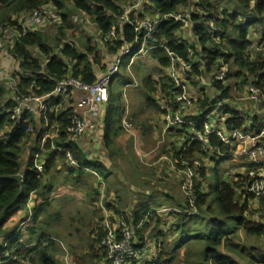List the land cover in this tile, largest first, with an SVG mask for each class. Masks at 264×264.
<instances>
[{
  "label": "trees",
  "instance_id": "obj_1",
  "mask_svg": "<svg viewBox=\"0 0 264 264\" xmlns=\"http://www.w3.org/2000/svg\"><path fill=\"white\" fill-rule=\"evenodd\" d=\"M228 1L235 7L234 10L219 11L216 8L217 5L215 6L210 0H202L198 4L203 10L201 12L208 13V19L220 28L219 41L213 44L202 27L203 23L198 24L197 18L193 19L196 22V24L193 23V35L198 37L201 53L205 55V72L202 74L217 72L224 64H230L228 77H241L243 83H256L264 90V58L259 57L252 61L250 55L245 52L250 44L247 24H261L264 21V0ZM195 2L196 0H144L142 3L145 10L135 18L133 14L138 7L134 6L139 4V0H0V32L9 29L21 33L22 17L47 6L55 8L59 15L58 22L49 23L42 28L27 30L25 34L13 41L11 46L6 44L13 68L11 74L18 78L17 93L40 97L51 92L59 80L68 76L90 85L100 77L96 76V69L102 72L101 74L105 72L109 62L105 66H103L104 62L101 64L102 56L97 52L91 39L86 38L85 44L81 46L79 40L71 36V32L64 31L73 28V24L68 19L69 7L87 15L103 36L107 35L111 29H115L116 39L106 43L108 51L113 53L118 51L122 44L134 41L137 35L134 26L129 22L121 23L118 20L128 8H132L128 16L133 23L136 19L140 21L148 18L145 16L147 14L166 15L185 11ZM245 15L251 16V20L239 24L240 19L238 18ZM198 19L204 22L201 18ZM180 26L179 22L167 19L156 27L155 36L157 39L165 40L168 48L186 58L188 49L193 48L194 44L190 46V44L178 43L175 33L180 30ZM48 29L54 31H48ZM207 42L210 47L205 46ZM150 56L156 59L162 67H167L168 59L162 49L152 50ZM194 71L197 72L196 69ZM144 82L145 86H148V92H155L150 77L145 78ZM191 83L195 84V82ZM121 84H125V81ZM213 87L223 90L216 100L226 98L228 87L223 88L220 82H215ZM162 88L166 92L168 86L165 85ZM110 91L109 87L108 101L116 105L107 111L105 109L103 118L105 131L103 140L108 149L112 143L111 136L115 135L112 128L120 122L117 96L111 95ZM213 102L215 100L210 102L208 97H205L201 101L200 108L204 109ZM15 105L13 95L3 84H0V264H57L54 259L56 238L42 229V226L49 228L50 224L48 226L46 222L52 218L49 214L43 218L46 208L50 205L49 194L53 191L51 184L43 185L44 176L56 168L58 162L65 167L67 173L65 181L72 182L75 187L83 183L85 173L80 170L81 167L94 169L96 171L94 172L103 178L108 177L110 173L101 163L87 161L85 155L72 143L67 132L71 124L69 116L74 112L70 99L68 102L59 103L58 99L55 101L51 98L50 104L41 115L23 112L13 120L10 116L13 114ZM225 107L226 105H224L226 111ZM192 118V115L188 117L189 120ZM227 124L242 128L243 121L231 118L228 119ZM184 130L178 132L180 135L182 133L188 136V131ZM49 131L53 137L47 138L41 146L39 165L34 164V152L32 151L26 159H22L21 155L25 152L27 142L31 140L34 150L40 145L44 134ZM185 141L186 138H184L181 149L177 151L181 153L184 150L183 157L190 156L192 151H200V143H191L186 149L185 145L188 144H185ZM210 144L217 148V152H229V149L215 137L210 139ZM68 155L77 163V167H68ZM190 164L192 165L191 162ZM15 174L22 175L20 184L10 178ZM196 177L194 178V190L197 208L192 210L188 206L184 213H177L180 231L176 237V247H173L171 252L162 250V246L159 247L160 251L155 254L158 255L149 256L148 263L170 264L175 255L174 252L178 253L180 249H183V260L187 264H264V201L257 200L255 208L250 206L252 196L244 195L243 191L240 192L243 181L220 180L216 185L209 184V192L204 193L202 190L204 172L200 170L199 180L197 178L195 181ZM31 194L42 196V201L35 203V200H31ZM30 201L33 202V209L28 218L31 225L21 228L22 223L13 222L12 218L25 209L27 202L29 204ZM213 204L216 213L210 211ZM148 210L142 205L130 217L123 218V214L119 211H115L118 216L111 213L108 217L112 225L119 220H125L134 228L139 222H143V226L147 224L148 219L151 218ZM27 215L23 220L27 218ZM56 217L54 221L58 222L60 215L57 214ZM39 219H41L42 226L39 225ZM73 219L69 217V226H72ZM103 219L100 217V222L97 223L100 227H93L97 224L92 222L88 224L87 230L90 237L92 232L96 234L92 235L88 249L94 257L97 256V252H102L99 256L108 264L106 251L99 245L104 235L101 227ZM187 220L189 224H186ZM240 228L247 235L260 239L262 246L247 247L235 243L231 237L238 236ZM140 230V227L136 229L132 242V247L140 251L135 258H128L124 264L145 257L147 250L143 247ZM25 235L26 238H24ZM120 238L121 235L117 232L116 239ZM158 238L157 236L156 239ZM178 245H180L179 248ZM238 258H242L244 262L239 261Z\"/></svg>",
  "mask_w": 264,
  "mask_h": 264
},
{
  "label": "built area",
  "instance_id": "obj_2",
  "mask_svg": "<svg viewBox=\"0 0 264 264\" xmlns=\"http://www.w3.org/2000/svg\"><path fill=\"white\" fill-rule=\"evenodd\" d=\"M202 0H196L194 5L186 9L184 12H173L166 15H160L155 19L145 18L138 22H131L129 13L132 8H128L124 14L119 17V22L130 23L134 26V30L137 33L134 41L130 43H124L120 46L119 50L111 53V57L107 68L103 74L100 75L98 80L93 84H85L78 79L68 76L57 82L55 88L40 97L22 95L17 93L18 78L12 74L2 78L4 86L13 95L16 105L13 108V114L10 116L15 120L18 115L23 112L33 113L34 115H41L44 113L50 99L55 101L58 99L59 103L68 102L73 103V110L70 119V126L67 128L70 139L82 136L88 128V122L85 118L75 110V106L84 110V113L89 118H95L102 122L104 118V105L108 101L109 87L111 81L119 72L120 66L127 55H146L154 49H162L165 53V57L168 59V64L165 71L166 79L165 85L168 86L165 92V97L161 100L158 99L160 109L164 112V119L166 121L167 128H174L176 130L188 131V136H185L187 143L191 144L198 142L201 144V150L203 152H217V148L211 146L210 139L215 137L218 141L236 150L240 157L246 161V170L243 178V186L240 191H243L244 195L252 196V201L263 200L264 201V124L256 130L243 131L238 128H220L219 125H224L230 117L225 113L224 105L225 99L216 100L222 93V89H215L213 84L220 82L223 88L227 87L225 83L228 73L229 65L224 64L219 71L204 75L207 79L203 78L205 72L204 61L205 55L199 47L198 37L194 35L197 43L193 45V48L188 49V55L186 58L175 53L165 43L163 39H157L155 36L156 27L166 21L167 19H173L181 24L178 34L180 35L178 43L188 45L184 38L186 33L193 35V21L197 18V23H203L206 35L211 38L213 44L218 43L220 28L212 21L208 19V13L201 12L198 6ZM138 3L134 7H138ZM203 15V16H202ZM28 18L22 17V32H14L9 29H4L0 32V66L1 59L3 60L7 55L6 44L12 45L13 41L25 34L27 30L42 28L49 23H55L59 20V15L55 8L47 6L46 8L35 10L27 15ZM202 21L201 22L200 19ZM208 19V20H207ZM259 29H255L252 34L249 35L250 44L246 48L245 52L250 55L252 61L257 60L259 57L264 58V22L258 24ZM116 39L115 29L104 36L105 42H110ZM191 46V45H190ZM189 46V47H190ZM205 46L210 47L207 42ZM255 54V55H254ZM254 56V57H252ZM197 70V72L194 71ZM192 75L201 84L209 87L198 88L200 92L195 95L191 92L192 81H188V75ZM244 85V89L237 92L238 101H244L246 99L264 108V90L259 88L256 83L244 84L237 82L236 85ZM169 90V91H168ZM211 92L208 99L210 102L215 100L211 105L200 108V102L206 97L205 93ZM244 92V95H242ZM15 94V96H14ZM242 95V96H241ZM72 97H76V102L72 101ZM236 108V107H235ZM194 110L192 114L191 111ZM192 115V119L188 117ZM262 122L261 120H259ZM124 126L129 127V122L124 121ZM46 126V122H45ZM200 127V129H198ZM51 132H46L40 141V148L44 141L53 137ZM185 135V134H184ZM54 147V146H53ZM41 151L36 152L35 157L40 155ZM69 163L68 167L75 168L77 163L68 155ZM189 168H193L192 172L187 169L185 172V180L183 188L186 194L189 196L188 203L191 207L195 208V190L193 186V180L197 175V165L192 162V165L188 161H183ZM188 162V163H187ZM39 165V164H35ZM40 168V166H38ZM196 170V171H195ZM181 184V182H180ZM258 218V216H256ZM143 222H139L136 227H131L129 222L125 220H119L112 225L108 216H105L102 220V230L104 232L103 237L99 241L100 247H103L106 251L108 264H124L128 258H135L140 250L132 247V242L136 235V229L141 228ZM117 232L121 235V238L116 239ZM160 244V242H159ZM158 249H154L153 256Z\"/></svg>",
  "mask_w": 264,
  "mask_h": 264
},
{
  "label": "crops",
  "instance_id": "obj_3",
  "mask_svg": "<svg viewBox=\"0 0 264 264\" xmlns=\"http://www.w3.org/2000/svg\"><path fill=\"white\" fill-rule=\"evenodd\" d=\"M221 10H225L223 8H220ZM144 6L142 1H139V5H138V9L137 11L134 12L133 16L136 15L135 18H137L139 15H141L144 11ZM182 11V10H181ZM184 12V10L182 11ZM148 18H152L155 19L157 17H159L160 15L156 14V15H145ZM74 21L80 22V23H85L86 21L89 24V27L87 28H82V30H84L87 34V36L82 35L81 36V40H79V45L83 46L85 44V40L87 39H91V42H93V44L96 47L97 52L102 56L101 59V64L104 62L103 66H105L111 57V52L108 51V45L106 44L107 42L104 41V36L101 34V32L96 28V26L89 20V18L87 17V15H85L82 12H77L76 15L73 16ZM139 20L136 19L135 22H138ZM264 22V21H263ZM245 22H243L240 19L239 24H243ZM81 30V29H80ZM79 31V30H78ZM175 37L179 38L180 35L176 32L175 33ZM184 38L186 39L187 44H195L197 43L194 35H192L191 33H186ZM128 56V55H127ZM125 56V57H127ZM131 56V55H130ZM145 56H149L148 54L146 55H135V56H131L129 57V60L124 63L125 65L123 66V71L121 72L122 68L120 69V72L116 75L119 77L120 82L125 81V84H121V91H113L114 90V85L111 88V95H115L117 96V106H119L120 108V122L117 123L112 129H113V134H115L114 136H111L112 139V143L110 146V149H108L107 147H105L104 145V140H103V134H105L104 131V124L102 120V122L100 123V120L95 119V118H91V117H87L86 114L84 113V110L81 108H78L75 106V110L80 114L81 117L85 118V120L89 123L87 130L85 131V133L77 138H72L71 141L74 145H76L78 147V149L85 155V158H87V161L89 162H99L103 165L104 169L109 172V176L108 177H102L97 175L95 172V170H91L85 168V167H81V171L85 173L84 175V179H83V184L86 188V190L88 191V196L89 197H95L96 199L97 197L99 198V200L97 201V206L99 207V213L102 215L101 219H103L105 216H108L111 213H115V211H119L117 205H120V201H121V197L118 196L116 193H118L119 195H122V192L120 191V188H125V193L126 194H131L134 192V189L140 187V185L137 183L139 180H142L144 178V174L141 172L143 166L136 162L132 165H125L122 166L121 169L118 168L116 173L114 170L117 168V165H119L118 159H122L124 157V155L126 154V157L128 155H133L135 157V159L138 161V157L134 152L133 149V145L131 146V142L133 140L136 141L138 138V141L142 142L143 136L145 133H150V131L148 130V127L146 125H137L136 128L138 129L137 131L134 130V132L129 130V127L126 128L123 124V122L129 121V117L132 114H137L138 113V108L139 106H141L142 111L140 113H150L149 110H151L152 112L156 113L158 116H160L163 124L162 127H160L161 129V135L160 138H162L165 142V144H167L166 147H164L165 144L160 145V153H163L165 150H168L166 154H162L160 155L158 158H163V156H168L169 152L171 151L172 147L177 145V141L180 142V138H176L177 135H179L177 132L179 130L172 128H167L166 125V121L164 119V112L162 113V110L160 109V106L158 104V99L161 100L165 97V91L164 88H162V86H165V75L162 77L157 78V73L159 72V70L156 68L152 67V70L150 68H148L149 66H151L152 62L148 61ZM124 57V58H125ZM151 57V56H150ZM156 60V59H155ZM157 61V60H156ZM148 62L149 65L146 63ZM158 62V61H157ZM155 63V62H154ZM158 67H161L162 70H164L162 67V65L155 63ZM133 70H135V74H133ZM96 76H100V74L102 72H99L98 69H96ZM150 77L151 83L153 84V87H155V92L150 93L148 92V86H145V78ZM115 78V77H114ZM115 78V80H116ZM161 78V80H160ZM235 78V77H233ZM235 79H240L241 82V77L240 78H235ZM127 80H130V82H126ZM162 83H164L162 85ZM245 83V82H244ZM248 84V83H245ZM227 96L226 98H224L226 100V111H224L225 113L229 114V119L231 118H235V119H240L243 121V126L242 128H238L240 130L243 131H251V130H256L258 129L261 125L264 124V122H260L259 121V116L257 115L258 112H260L262 110V107L257 105L256 103L253 104V102H251L250 100L246 99L244 101H238L237 96L234 97L232 95L231 90H227ZM243 91L242 95H244ZM208 94H211V92H209ZM238 95V94H237ZM241 95V96H242ZM208 97H210V95H207ZM72 101L76 102V97H72ZM201 103V102H200ZM71 105L73 106V103H71ZM116 105V103H111V102H107L105 104V106L103 107L104 110L106 109V111L109 108H114V106ZM158 105V106H157ZM236 107V108H235ZM105 113V111H104ZM36 117V116H35ZM161 122V123H162ZM228 120L224 122V125H219L220 128H237L234 127L233 125H228L227 124ZM149 124L152 125V128H154L156 126V123L149 121ZM151 128V127H150ZM156 128V127H155ZM154 128V129H155ZM157 129V128H156ZM129 130V131H128ZM153 136H156L155 133H151ZM140 135V138H139ZM121 137V138H120ZM133 137V138H130ZM158 137V136H156ZM178 137V136H177ZM122 138H125V141L122 142ZM174 143L173 146H170V143ZM137 143V141H136ZM195 143V142H194ZM40 146V145H39ZM226 146V145H224ZM136 147L139 150L140 149L137 144ZM227 149H229V152H209V153H205L200 149V156H198V158H196L195 160L192 159V162L194 164H196L198 167L197 168H202L201 166L202 163L199 161V159L201 158V156H205L207 158V160L209 161L208 163H205V167L206 170H208L207 168L213 167L212 166V162H214L215 160H219L222 158H228V163L225 167V171H224V180H229L227 179L231 173H230V169L232 167H236L237 168V172H235L233 174V180L230 181H237L238 179H241L243 181L244 178V174H245V170H246V161L244 158L240 157L239 154L237 153L236 150L231 149L230 147L226 146ZM41 151V148H40ZM143 152H145L146 150H142ZM202 151V152H201ZM36 152V151H35ZM196 153V152H194ZM157 161V160H156ZM163 161V160H162ZM165 164V168L164 171L161 169V166H163V164H160V166H158L156 164V168L153 170V174H151V179L148 180L147 185L150 186L151 188H149L148 190H145V194L148 195V198L145 200H140L138 202V205H144L145 208H148L149 213L151 214V218L155 217L156 220H154V224L152 225V227L149 229V231L147 232L146 236L143 233H141V230L144 228V226L142 225V227L140 228V235L143 238V247H150L151 246V250H147V252H145L144 256L145 257H141V258H137L136 261L134 262H129L127 264H149L148 261L149 260V256L152 257L153 255V251L154 249L158 248V252L160 251V246L159 243L157 242V236L156 234H164L163 236L167 235L163 232H168V224L171 223V228L173 231V235H167L170 238H174V243L171 247V249H173V247H175V242L177 241L176 237H178V233H179V226L178 224H180V222L178 221L177 216L173 215V213H180L179 207L176 203V201L179 199L177 196L173 195L172 193H170L168 191V188H165V185H162L160 183H165L167 181V165L168 163H166L165 161H163ZM154 164V163H153ZM262 166L264 167V162H262ZM123 168L126 169H130L131 170V177H125L124 179L123 174L121 173V170H124ZM169 168V167H168ZM139 169V170H138ZM95 171V172H94ZM204 172H206L205 170H203ZM67 174V173H66ZM118 175V177L122 178V185L119 184L120 181L117 182V177L115 175ZM207 174V172H206ZM88 175H90L88 177ZM132 178V179H131ZM148 178V177H147ZM208 178V176H206V179ZM87 179H92V182L90 183V187L87 188L86 187V183L85 181ZM211 179V178H209ZM115 180V187L113 188L112 191H108V189L106 188V184H110L111 182H113ZM147 180V179H146ZM144 180V182L146 181ZM212 180V179H211ZM180 181V179H179ZM82 184V183H81ZM180 184V183H179ZM211 185V183H209ZM208 184V185H209ZM158 185V188H156V186ZM180 187V186H179ZM130 189V193L128 192V190ZM154 190H158L159 192H153ZM202 190H203V185H202ZM241 190V188H240ZM205 192V191H204ZM241 192V191H240ZM161 193L163 195L164 193V199L161 202V200H157V195ZM32 198L31 200L34 201L33 199V195L35 194H31ZM115 196H117L118 198H115ZM123 196V195H122ZM95 199V201H96ZM132 199V197L129 199ZM117 200H119V202L115 203ZM32 201L29 202V204H31L32 206ZM95 201H93V205L95 203ZM256 202V201H254ZM132 204H136L135 201L132 202ZM166 205V206H162V205ZM249 205L252 206V201L249 202ZM130 205V203L128 204V208ZM161 206V207H160ZM255 206V205H253ZM164 208H169L168 211H162L161 209ZM172 208V209H171ZM255 208V207H254ZM121 214H123V218L124 217H128L126 215H124L123 212L119 211ZM135 211H133L132 213H134ZM131 213V215H132ZM170 213L172 215H170ZM49 215L52 216L51 220H49L47 223V225L49 226V228L44 227L41 225V219H39V225L42 226V229H48L47 233H50V231H54L53 229H55L54 224L61 222V220H59L58 222H55L54 219L57 218L56 215H60V219H61V213L59 212H55V213H48ZM117 215V214H116ZM118 216V215H117ZM165 216L164 218L166 220H168L167 222H165L166 227L163 228L162 230L160 229V226L163 225V223H161L160 219L161 217ZM30 214L27 215V218L25 220H22V227L23 226H29L31 224H29V218ZM64 217V216H63ZM130 217V216H129ZM150 218V219H151ZM24 219V218H23ZM64 222V220H63ZM51 234V233H50ZM52 235V234H51ZM150 237V239L147 238ZM24 238H26V235L24 236ZM157 242V243H156ZM73 246V245H71ZM158 246V247H157ZM62 250L58 244L54 245V259L57 261V264H68L67 261V257L71 256V262H69L70 264H86V261L81 260L79 258V255L77 254V248H70V252L67 253V251ZM162 250L166 249L163 247ZM183 250L180 249L179 252ZM59 253L63 254V257L61 259H58V255ZM184 253V250H183ZM85 254H88L87 248L85 250ZM89 254H92L91 252H89ZM95 258L98 259L97 264H106V262L104 261V259H102L101 256L97 255ZM182 264H185L184 262Z\"/></svg>",
  "mask_w": 264,
  "mask_h": 264
},
{
  "label": "rangeland",
  "instance_id": "obj_4",
  "mask_svg": "<svg viewBox=\"0 0 264 264\" xmlns=\"http://www.w3.org/2000/svg\"><path fill=\"white\" fill-rule=\"evenodd\" d=\"M144 2V0H139ZM211 3H214L217 10L222 11L220 8H223L227 11H232L235 9V7L231 4H229L228 0H210ZM201 9V8H200ZM201 11H203L201 9ZM78 11L71 9V7H69L67 13H68V19L69 22L71 24H73V28L70 29H65V32H71V36H73L74 39L76 40H81V36H87L86 32L84 30H82V28H87L89 27L88 22L86 21L85 23H80L77 21H74L73 16L77 14ZM240 15V14H239ZM136 17V15H134ZM28 18L27 15L24 16L23 20ZM241 19L243 22H247L251 20V16L249 15H245L243 17H239L238 20ZM90 20V19H89ZM237 20V21H238ZM91 21V20H90ZM240 22V21H238ZM46 25V24H45ZM44 25V26H45ZM247 30H248V34H252L253 31H255V29H259L257 24H247ZM81 29V30H80ZM79 30V31H78ZM48 31H54L52 29H48ZM6 48V47H5ZM7 49V48H6ZM255 55V54H254ZM129 57H131L130 55H128L127 57L124 58L122 65L120 66V69L122 68L121 72L123 71V66L125 65L124 63H126L129 60ZM254 57V56H252ZM145 58L148 61H151L152 64L151 66H149L148 68H150L152 70L153 68H156L159 70V72L157 73V78L162 77L165 75V71L162 70L161 67H158L155 63L158 64V62L149 56H145ZM155 62V63H154ZM148 65L149 63L146 62ZM230 66V64H229ZM119 69V72H120ZM13 71V68L11 67V62H10V56H9V52H7V55L5 56V58L2 60L1 59V66H0V84H4L2 78L10 75ZM118 72V73H119ZM135 70H133V74H135ZM117 73V74H118ZM116 74V75H117ZM116 78V76H115ZM115 78L113 79V81L111 82L110 88H112V86L114 85V90L113 91H121V82L119 80V77L117 76L116 80ZM203 78L206 80L207 78L203 75ZM161 80V78H160ZM188 81L189 82H195V84H192V90L191 92L195 95L196 93H198V91L200 92V89H202L203 87H206L207 89H209V87L205 86L204 84H201L200 81H197L191 74L188 75ZM240 79H235V78H231L227 76V79L225 81V83H227V87L229 88V90H231L232 95L234 97L237 96V92L241 91L242 89H244V85H236L237 82H239ZM245 84V83H244ZM209 91L207 93L204 94V96L208 97L207 95ZM264 101V100H261ZM254 104V103H253ZM105 106V105H104ZM158 106V105H157ZM142 111L141 106H139L138 108V113L137 114H131L129 117V130L134 132L137 131L138 129L136 128L137 125H146L148 127V130L150 131V133H145L142 139V142L138 141L137 138V143L136 141L133 142L134 138L132 140V144L133 145V149L135 154L138 157V161L135 159V157L133 155H128L126 157V154L124 155V157L122 159H118L119 165H117V168L114 170L116 173L117 169L120 168L122 166L125 165H132L136 162L140 163L143 168L141 170V172L145 175L144 178L142 180H139L137 183L140 185V187L134 189V192L131 194H126L125 193V188H120V191L122 192V195L116 193L118 196L121 197V201L119 202V200H117L115 203L119 202L120 205H117L118 210L123 212L124 215L126 216H130L131 213L133 211H136L140 208L141 205H138L139 199L140 200H145L148 198V195L145 194V190H148L149 188H151L150 186L147 185L148 180L151 179V174H153V170L157 167L156 164L158 166H160V164H163V166H161V169L164 171L165 168V164L163 161H165L166 163H168V167L166 169V175H167V181L165 183H160L162 185H165V188H168V191L170 193H172L173 195L177 196L179 199L176 201L180 213L185 211L186 207L189 206V208H191L192 210H195L197 207L195 206V208L191 207L188 203L189 200V196L186 194L185 189L183 188V183L185 180V172L187 171V169H190L192 172L194 171V169L189 168L185 162L182 163L183 161H188L192 163V159H196L198 158V156H200V152L199 151H192V154L189 157L190 159L187 160V157H183L184 155V150L181 153H178L177 151L181 149V147L184 144V138L185 135L179 132H177L179 135L176 136V138H180V142L177 141V145L174 147V143H170V146H173L171 151L169 152L168 156H163L162 160L161 158H158L160 155L162 154H166L168 150H165L163 153H160V145L165 144L164 140L162 138H160L161 135V129L160 127H162V120L160 118V116H158L156 113L152 112L151 110L150 113H140ZM194 112V110L191 111L190 114H192ZM257 115L259 116V120H261L262 122H264V108L262 107V110L260 112L257 113ZM149 121L156 123V128H152V125L149 124ZM162 122V123H161ZM151 127V128H150ZM128 130V131H129ZM180 131V130H179ZM151 133H155L156 136H153ZM121 138V137H120ZM140 138V135H139ZM187 140V139H186ZM125 141V138H122V142ZM137 146L142 149V150H146L145 152H143L142 150H139ZM185 144H188L187 141H185ZM167 144L164 145V147H166ZM31 147V148H30ZM32 147H34V144L31 142V140H29L27 142V146L25 147V152L22 153L21 157L22 159H26L29 155V153L32 151L34 152V164H38V158L40 155H38V157H35V153L40 151V146H37L36 149H32ZM189 144L185 145V148L188 149ZM28 148V149H27ZM36 151V152H35ZM177 152V153H176ZM196 152V153H194ZM157 160V161H156ZM181 161V162H180ZM199 161L202 163L201 166L202 168H198L197 169V177L195 179V181H197V178L199 180V172L200 170H205L207 172H204V178L202 179V185H203V191H205L204 193L209 192V188H208V184L212 182L213 185H216L220 180H224V171H225V167L228 163V158H222L219 160H215L214 162H212V166L210 168H207L208 170H206L205 167V163H208L209 161L207 160V158L203 155L201 156V158L199 159ZM187 162V163H188ZM154 163V164H153ZM196 165V164H195ZM124 170H121V173L123 174V179L125 177H131V170L128 168L125 170V168H123ZM139 170V169H138ZM199 170V171H198ZM196 171V170H195ZM165 172V171H164ZM237 172V168L236 167H232L230 169V173L231 175L227 178L229 180H233V174ZM65 175H66V171H65V167L62 166L61 163L58 162V165L56 166V168L52 169L50 171V173L47 176H44V181H43V185L45 186L46 184H51L53 186V191L49 194L50 197V205L46 208V212L43 214V218L48 215V213H55V212H59L61 213V222L55 223L54 227L55 229H53L54 231H50V233L52 234L53 237L56 238L57 244L59 245V247L61 249H63L64 251L66 250L67 253L70 252V248H77V254L79 255V258L81 260L86 261V264H97L98 259L95 258L92 254H89V249H88V245L91 242V238L92 235L95 236L96 234L94 232H92V235L90 237V235L88 234V230H87V226L90 222L97 224L100 219V217L102 216L99 213V207L97 206V201L99 200V198L96 196L94 197H89L88 196V191L86 190L84 184H80L79 187H75L73 186L72 182L70 181H65ZM115 175V174H114ZM90 175H88L89 177ZM117 177V182H119L120 185H122L121 182L122 178L118 177V175H115ZM206 176H208V178L206 179ZM148 177V178H147ZM211 178V179H209ZM235 178V177H234ZM132 179V178H131ZM147 179V180H146ZM180 179V181H179ZM201 179V178H200ZM236 179V178H235ZM144 180H146L144 182ZM237 181H241L240 179H238ZM92 182V179H87L85 181L86 183V187L89 188L90 187V183ZM115 180L113 182H111L110 184H106V188L108 189V191H112L113 188L115 187ZM181 182V184H179ZM112 186V187H109ZM180 186V187H179ZM193 186H194V180H193ZM156 188H158V185L156 186ZM128 192L130 193V189L128 190ZM153 192H159L158 190H154ZM132 197V199L129 202V199ZM33 200H35V203H39L42 201V196H39L37 194L33 195ZM115 198H118L117 196H115ZM96 199V201H95ZM162 199V200H161ZM164 199V193L163 195L161 193H159L157 195V200H161V202ZM93 201H95L94 205L92 204ZM135 201L136 204H132V202ZM130 203L129 208L127 207L128 204ZM188 204V205H187ZM255 205V206H253ZM162 206H166L165 204ZM161 207V206H160ZM167 207V206H166ZM252 207H256V202H254V200L252 201ZM204 208V207H203ZM32 206L31 204H26V208L22 209V211H20L18 213V215H16V217L12 218L13 222H19V224L21 223V221L23 220V218L29 214L32 211ZM172 209V208H171ZM214 204L211 205V209L210 211L215 213L217 212L216 210H214ZM162 211H168L169 208H164L161 209ZM170 215H172L170 213ZM173 215L177 216V213H173ZM64 216V217H63ZM69 217H73V222H72V226H69L70 221H69ZM165 216L161 217L160 221L161 223H163V225L160 226V229L162 230L163 228L166 227V223L168 220H166L164 218ZM64 220V222H63ZM154 220L155 217H152L151 219H148L147 224L144 226V228L141 230V233H143L146 236L147 232L149 231V229L152 227V225L154 224ZM186 224H189V220L186 221ZM99 226L100 224L97 225H93V227ZM92 227V228H93ZM102 227V225H101ZM168 232H163L165 234H169V235H173V231L171 228V223L168 224ZM78 229V230H77ZM46 231H48V229L45 228ZM163 231V230H162ZM164 234H158V239L157 242L159 244V246L162 248L164 247L166 249V251L171 252V247L174 243V238H170L169 236ZM148 239H150V237L147 236ZM231 239L238 244L244 245L249 247L250 245H255V246H262V241L260 239H256L252 236L247 235L241 228L238 230V236H233L231 237ZM156 242V243H157ZM73 245V246H71ZM180 245H178L179 248ZM158 247V246H157ZM176 247V246H175ZM87 248L88 254H85V250ZM177 248V249H178ZM145 249L147 250H151V246L150 247H145ZM158 249V248H157ZM62 250V253H63ZM59 253L58 255V259H61L63 257V254ZM102 252H97V255H101ZM174 257L173 260L170 264H182L183 262L185 264H187L183 258H184V253L183 250H181L180 252L176 253L174 252ZM158 255V254H157ZM71 256L67 257V261L68 264H70L69 262H71L70 259ZM239 261L244 262V260L242 258H238ZM72 263V262H71Z\"/></svg>",
  "mask_w": 264,
  "mask_h": 264
},
{
  "label": "water",
  "instance_id": "obj_5",
  "mask_svg": "<svg viewBox=\"0 0 264 264\" xmlns=\"http://www.w3.org/2000/svg\"><path fill=\"white\" fill-rule=\"evenodd\" d=\"M11 179L17 181L19 184L21 183L22 175L21 174H15L10 176Z\"/></svg>",
  "mask_w": 264,
  "mask_h": 264
}]
</instances>
